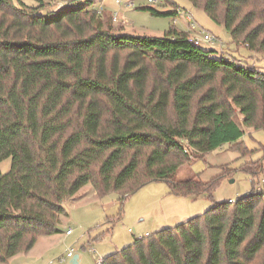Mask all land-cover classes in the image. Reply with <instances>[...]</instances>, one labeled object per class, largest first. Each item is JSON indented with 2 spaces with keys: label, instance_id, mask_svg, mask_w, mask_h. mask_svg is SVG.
<instances>
[{
  "label": "trees",
  "instance_id": "16d2710c",
  "mask_svg": "<svg viewBox=\"0 0 264 264\" xmlns=\"http://www.w3.org/2000/svg\"><path fill=\"white\" fill-rule=\"evenodd\" d=\"M52 1L0 0V166L11 160L0 170L1 264L62 233L67 204L88 185L118 196V220L152 182L213 199L233 169L208 182L179 171L225 145L248 159L242 138L264 129L260 68L216 57L175 25L163 37L116 33L93 0ZM187 1L264 58V0ZM242 170L247 196L135 238L101 264H264V160Z\"/></svg>",
  "mask_w": 264,
  "mask_h": 264
},
{
  "label": "rangeland",
  "instance_id": "374dc122",
  "mask_svg": "<svg viewBox=\"0 0 264 264\" xmlns=\"http://www.w3.org/2000/svg\"><path fill=\"white\" fill-rule=\"evenodd\" d=\"M93 1L98 10L101 6L104 8L102 26L106 27L109 22L111 29L116 33L124 32L138 36L163 37L170 26L174 25V19L180 23L185 20L182 15L175 18L156 17L151 11L143 8L150 7L167 13L180 7L183 12L186 10L193 15L200 29L209 31L221 40L220 44L203 43L204 49H216L219 52L216 57H219L222 51L225 54L223 55L231 60L236 58L252 65L254 63V60L249 58L251 53L244 47H237L224 26L213 22L203 10L195 8L187 0H168V3L152 6L148 0H134L136 8L124 5L128 0H121L122 6L116 5L114 0ZM54 2L61 3L62 0L52 1V4ZM115 15L118 17L117 21L114 19ZM256 63L264 73V58L259 57ZM241 141L251 152L248 159L242 158L230 145H225L209 153L205 162L198 161L191 167H183L178 173L179 178H185L194 175L190 172L192 169L200 174L203 181H208L222 169L232 168L234 174L222 179L213 199L192 200L188 197H177L171 194L167 183L152 182L125 201L123 218L118 220V196L112 194L100 199L94 188L88 185L67 204L69 216L62 219V233L39 239L31 251L17 255L8 264H72L75 256L78 257L79 264H98L107 256L131 245L135 238L175 227L204 214L218 203L228 202L230 199L237 201L247 196L252 190V178L242 167L246 162L264 160V129H248ZM10 168V159L1 163L0 170L3 174L9 172ZM258 187L264 189V172ZM68 229L73 230L71 235L66 234ZM70 253L72 257L67 258Z\"/></svg>",
  "mask_w": 264,
  "mask_h": 264
},
{
  "label": "built area",
  "instance_id": "2783aa9c",
  "mask_svg": "<svg viewBox=\"0 0 264 264\" xmlns=\"http://www.w3.org/2000/svg\"><path fill=\"white\" fill-rule=\"evenodd\" d=\"M115 4L118 6H122L123 2L121 0H114ZM149 5H156V4H162V0H148ZM124 5H126L128 8H135L136 4L134 2V0H128L127 3H125ZM104 10V8L101 6L99 8V12H102ZM177 14L182 13L186 15V19L189 22V27L193 30H199V36H190L189 40L191 43H193L196 46H202L203 43H209V44H215V43H221V40L218 39L217 37H215L212 33H210L209 31H206L204 29H200L198 26V23L195 21V19L193 18L192 14L189 12H183V10L181 8L177 9ZM115 21L118 20L117 15L114 16ZM174 25L177 23V19H174L173 21ZM259 191H262L263 189L258 187ZM229 203H236L237 201L235 200H229ZM73 232L72 229H68L66 231L67 235H71ZM149 236V235H146ZM72 254H68L67 258H71ZM102 261H100L98 264H101Z\"/></svg>",
  "mask_w": 264,
  "mask_h": 264
},
{
  "label": "crops",
  "instance_id": "0c3cea01",
  "mask_svg": "<svg viewBox=\"0 0 264 264\" xmlns=\"http://www.w3.org/2000/svg\"><path fill=\"white\" fill-rule=\"evenodd\" d=\"M178 8H180V7H176L174 10H173V12H176L177 11V9ZM185 12H188V11H186V10H184ZM178 15H182V17H184V21L182 22V23H180L179 21H177V23H176V25H175V27H176V29L178 30V31H180V32H183V33H186V34H188V35H190V36H199V30L197 29V30H193V29H191L190 27H189V22H188V20L186 19V16L184 15V14H175L174 16H173V18H175V17H177ZM180 16H178V17H180ZM193 16V15H192ZM194 18V17H193ZM179 25V26H178ZM249 58L250 59H253L254 60V63H253V65L254 66H256V67H258L256 64V60H257V62H258V60H259V57L256 55V54H252L251 53V55L249 56ZM231 59V58H230ZM233 59V58H232ZM240 61H241V59H240ZM243 61V60H242ZM249 65H251V66H253L251 63H248ZM207 157V156H206ZM201 161H204V160H201ZM205 162V161H204ZM231 170H232V168H230ZM190 172L191 173H193L194 175H199L200 176V174L198 173H195L192 169H190ZM223 173V169H222V171H220L216 176H218V175H220V174H222ZM215 176V177H216ZM201 178V177H200ZM214 178V177H213ZM212 178V179H213ZM202 180V179H201ZM203 181V180H202ZM208 181H210V180H208ZM208 181H204V182H208ZM146 235H150L149 233H146L145 234V236ZM139 238H142V236H140Z\"/></svg>",
  "mask_w": 264,
  "mask_h": 264
},
{
  "label": "water",
  "instance_id": "95a60500",
  "mask_svg": "<svg viewBox=\"0 0 264 264\" xmlns=\"http://www.w3.org/2000/svg\"><path fill=\"white\" fill-rule=\"evenodd\" d=\"M71 263H72V264H79V263H78V257L75 256V257L73 258V260H72Z\"/></svg>",
  "mask_w": 264,
  "mask_h": 264
}]
</instances>
